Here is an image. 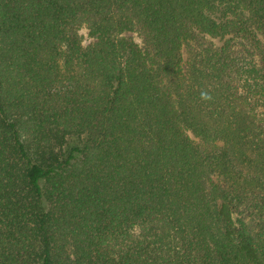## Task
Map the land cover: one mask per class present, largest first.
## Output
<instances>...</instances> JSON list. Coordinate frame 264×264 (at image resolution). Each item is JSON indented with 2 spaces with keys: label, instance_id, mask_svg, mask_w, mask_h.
<instances>
[{
  "label": "trees",
  "instance_id": "trees-1",
  "mask_svg": "<svg viewBox=\"0 0 264 264\" xmlns=\"http://www.w3.org/2000/svg\"><path fill=\"white\" fill-rule=\"evenodd\" d=\"M0 264H264V0H0Z\"/></svg>",
  "mask_w": 264,
  "mask_h": 264
},
{
  "label": "rangeland",
  "instance_id": "rangeland-1",
  "mask_svg": "<svg viewBox=\"0 0 264 264\" xmlns=\"http://www.w3.org/2000/svg\"><path fill=\"white\" fill-rule=\"evenodd\" d=\"M79 37L81 39V43L83 46H87L90 42V38L88 37V31L85 27H81L78 31ZM135 41L137 42L138 39L135 38Z\"/></svg>",
  "mask_w": 264,
  "mask_h": 264
}]
</instances>
